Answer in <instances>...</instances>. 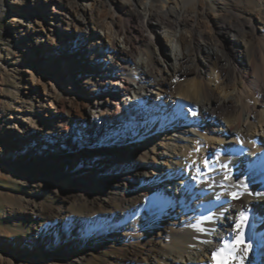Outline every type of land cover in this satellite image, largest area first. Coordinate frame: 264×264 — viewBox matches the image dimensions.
<instances>
[{
	"label": "bare ground",
	"instance_id": "bare-ground-1",
	"mask_svg": "<svg viewBox=\"0 0 264 264\" xmlns=\"http://www.w3.org/2000/svg\"><path fill=\"white\" fill-rule=\"evenodd\" d=\"M35 1L41 13L48 12L52 20L42 28L28 26L19 14L30 11L24 6H9L15 13L14 26L19 33L16 37L26 51L18 52L10 61L20 63L28 55L47 59L48 52L53 51L48 43L59 41L57 37L70 54L62 58L66 82L61 89L51 84L43 97L47 103L44 106H50L46 116L50 118L51 132L57 126L71 133L68 123L81 128L89 118L92 127L99 126L118 113L125 116V120H114L119 123L118 130L135 124V115L139 122L147 123L141 128L142 142L147 135L154 140L146 139L136 153H130L129 162L117 165L110 161L113 148L98 142L93 157L84 158L81 166L64 163L59 173L75 186H93L87 199L91 206L106 205L115 196L128 204L130 215L138 210L136 216L148 222L144 238L150 244H168L163 251H145L146 259L152 263L179 264L181 259L180 264H219L229 251L222 249L215 259L214 251L221 248L223 241L232 243L240 238L235 224L243 212L248 218L243 238L251 245L243 264H264V196L255 195L264 192V133H249L254 120H264V47L258 41L264 24H256L250 10L242 16L224 0H46L50 11L42 8V0ZM10 3L22 5L26 0ZM1 10H6L4 4ZM131 19L135 25L130 24ZM109 23L114 24V34L122 39L121 43L113 34H107ZM163 34L170 46L163 41ZM92 35L97 38L89 41ZM107 53L118 57L115 63L107 60ZM79 55L81 61L75 62ZM84 60L93 63L99 89L89 87L95 84V77L84 66ZM214 73L220 75L217 85L212 83ZM73 80H82L84 85L76 89V84H69ZM123 91L129 99L126 103L119 98ZM20 102V113H33L32 105ZM165 107L170 108L166 115L162 111ZM2 114L9 119L24 117L5 108ZM136 126L132 128L135 133ZM173 126L180 134L172 136H181V143L167 142L161 148L163 142L155 141L157 134L166 131L170 141ZM14 129L20 130L19 125ZM192 142L196 143L194 149L190 147ZM135 144L138 147L140 142ZM159 153L165 158L164 166H159L155 158ZM206 157L212 161L214 171L201 170ZM142 169L148 173L137 175ZM198 169L206 175H198ZM229 170L233 175L231 183L224 179ZM237 178L255 196L253 205L243 196L245 191ZM175 188L180 198H172L169 190ZM233 191L243 195L232 199ZM131 198L134 202L140 199L143 208L130 204ZM156 226L161 228L156 230ZM171 226L176 230L162 236V228ZM120 235L119 232L117 238ZM76 247L72 254L77 258L81 246ZM232 254L242 255L239 251ZM139 256L131 252L123 262L144 264ZM75 257L72 262L85 264L86 258Z\"/></svg>",
	"mask_w": 264,
	"mask_h": 264
},
{
	"label": "rangeland",
	"instance_id": "rangeland-1",
	"mask_svg": "<svg viewBox=\"0 0 264 264\" xmlns=\"http://www.w3.org/2000/svg\"><path fill=\"white\" fill-rule=\"evenodd\" d=\"M108 2V7H111L112 3ZM224 2L242 16L247 15L246 12L250 10L254 22L263 27L264 2L261 0H224ZM3 4L5 11L1 10ZM40 5L42 8L48 7V11L51 10L46 0H42ZM9 6L19 8L24 6L30 11L19 14L28 26L35 25L42 28L52 20L48 12L41 13L42 10L35 0H26L22 5L10 3V0H0V264H75L71 259L75 257L72 251L73 248L78 249L77 245L81 246V249H79V257L75 259L86 258L85 264H128L127 261H123L131 252L138 253L139 260L144 264H157L156 261L152 263L146 259L145 251L149 249L163 251L168 244L160 242L154 245L144 238V235L148 234V222L146 218L136 216L138 210L136 214L130 215L128 212L130 209H126L128 204L115 196H112L113 198L109 199L106 205L91 206L87 199L93 186L85 183L75 186L70 178L59 173V168L64 163H68L71 167L81 166L84 158L93 157V152L98 149V142L113 148L111 164L129 162L132 159L130 153H136V148H141L140 145L147 143L146 139L154 141L147 135L142 142L141 128L147 123L139 122L134 115L135 124L118 130L119 123L114 120L116 118L125 120V116L117 113L114 118L105 119L99 126L92 127L89 118L81 128L75 123H68L71 133L57 126H53L55 131L52 133L51 125H48L50 118L46 116L50 106H44L47 103H44L43 97L51 84L61 89L62 83L66 82L61 71L64 68L62 58L70 54L63 50L60 38L57 37L59 41L48 43L49 49L53 51L48 52L47 59H42L43 56L40 59L28 55L20 63L12 64L10 58L15 57L18 52L26 51L16 37L19 33L14 26L15 13ZM130 21V24H136L133 19ZM115 29L114 24L109 23L106 28L107 34H113V38L116 37V41L119 40L121 43L122 39L114 34ZM260 31L262 34L258 36V41L259 45L264 47V31ZM94 38L97 37L90 36L89 41ZM162 39L167 45H171L166 34L162 35ZM107 54V60L112 63L118 59L113 54ZM77 57L75 62L76 60L80 62L81 55ZM83 64L95 77V84L92 83L93 85L89 87L99 89L97 84L99 76L93 73V70L95 71L93 63L84 60ZM217 76L218 73H214L213 85L218 83L220 75ZM69 82L73 86L76 84V89L84 85L82 80ZM220 94L225 95L221 90ZM119 98L123 103L129 101L124 91ZM20 101H24L26 106L32 105L33 113H20L17 110ZM3 108L9 113L24 117L9 119L2 114ZM169 110L170 108L165 107L162 111L166 115ZM262 110L264 114V108ZM28 116L32 118L29 119ZM16 125H19L20 130L14 129ZM135 125H137L136 133L132 131ZM263 131L264 120L260 117L254 120L249 133L260 136L263 135ZM178 134H180L178 129L171 127L170 136ZM167 135L166 131L160 130L155 138V141L163 142L161 148L167 142L181 143V136L173 137L169 141ZM136 142H140L138 147ZM203 142L205 139L202 140ZM216 143L225 146L219 140H216ZM190 144L191 149H194L196 143ZM149 145L152 146L151 142ZM224 150L231 151L227 147H224ZM140 158L142 157L139 156L138 159ZM155 158L159 166H164L165 158L162 153ZM204 168L202 167L201 170ZM146 173L148 172L142 169L137 175ZM113 186L116 188L117 185ZM169 191L173 194L171 195L173 199L181 197L178 189ZM249 193L245 192L243 196L253 205L255 196ZM130 200V204L135 205L134 207H138L139 210L143 208L140 199H137L138 202H134L133 198ZM81 202L84 204L80 207ZM159 228L161 227L156 226V230ZM164 229L162 228V236L175 231L176 227ZM119 232L122 233L120 239L117 238ZM191 260L194 261L193 258Z\"/></svg>",
	"mask_w": 264,
	"mask_h": 264
},
{
	"label": "snow or ice",
	"instance_id": "snow-or-ice-1",
	"mask_svg": "<svg viewBox=\"0 0 264 264\" xmlns=\"http://www.w3.org/2000/svg\"><path fill=\"white\" fill-rule=\"evenodd\" d=\"M193 115H195V113H193ZM197 151H199V149H197ZM202 163H203L204 167L208 169V171H210V172L214 171V169L211 166L212 161L210 159H208L206 157V158H204ZM221 167L227 168L228 166L227 165H221ZM197 171H198V175H206L205 173L200 172L199 169ZM224 179L229 181V183H231L233 181V175H232L231 170H229L228 173L224 176ZM237 182H238L240 188H243L245 192L248 191L247 184L240 182L239 178H237ZM249 194H251V193H249ZM241 195H243V192L233 191L230 193V196L232 199H239ZM255 195L256 196H264V192H256ZM206 219H212V217H207ZM247 219H248L247 216L242 212L240 214L239 222H237L235 224V230H238L240 232V238L239 239L235 240L232 243H228L227 241H223L221 248H217L214 251V254H213L214 259H215L216 253L221 252L222 249H227L229 251V255L227 257L223 258L221 261H219V264H233V262H235V261H239V264H243L244 256L247 255L248 251L251 248V245L246 244V242L243 238V229L247 225ZM201 230H203V229H201ZM228 234H229V236L231 235V230L229 231ZM239 245H244V247L240 248ZM237 251L241 252L242 255L237 256V255L232 254V253H235Z\"/></svg>",
	"mask_w": 264,
	"mask_h": 264
}]
</instances>
